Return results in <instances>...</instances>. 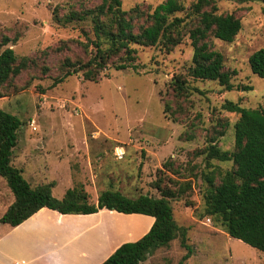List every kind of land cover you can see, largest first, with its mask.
Masks as SVG:
<instances>
[{
  "label": "rangeland",
  "instance_id": "obj_1",
  "mask_svg": "<svg viewBox=\"0 0 264 264\" xmlns=\"http://www.w3.org/2000/svg\"><path fill=\"white\" fill-rule=\"evenodd\" d=\"M99 1L0 0V51L10 47L19 59H28L0 95V109L22 122L12 164L32 184L54 182V197L74 189L88 204H95L107 189L130 198L159 197L170 190L173 218L186 229L191 254L182 258L186 249L178 232L141 264H264L263 251L230 236L219 221L205 214L202 197L207 176L218 184L222 173L233 168L230 160L206 156L210 144L234 150L233 125L240 112L226 110L223 104L230 100L246 108H264V78L248 65L249 55L264 46V0H215L216 13H233L241 22L230 42L212 33L204 39L221 53L224 68L236 71L230 90L189 74L193 53L189 31L199 19L193 8L196 0H177L182 9L174 15L183 17L182 33L170 49L133 44L136 69L108 67L96 80L72 74L52 86L65 56H88L79 47L72 53L53 51L61 40L86 42L77 23L54 21V7L66 12ZM163 1L121 0V7L153 9ZM5 37L8 42L2 44ZM177 75L188 85L184 95L171 87ZM5 185L1 197L8 204L13 196ZM113 224L121 231L139 225L136 219L121 216ZM143 229L138 227L134 235Z\"/></svg>",
  "mask_w": 264,
  "mask_h": 264
},
{
  "label": "trees",
  "instance_id": "obj_2",
  "mask_svg": "<svg viewBox=\"0 0 264 264\" xmlns=\"http://www.w3.org/2000/svg\"><path fill=\"white\" fill-rule=\"evenodd\" d=\"M59 8L57 5L53 9L54 21L61 25L77 23L86 42L61 40L53 51L72 53L79 47L88 56H65L60 63V74L52 79V86L72 74L96 80L108 67L136 69L135 49L131 45H162L170 49L180 41L182 33L183 17L174 15L182 9L177 0H164L153 9L134 5L124 10L121 0H100L92 6L80 4L66 12H60ZM193 8L199 19L198 25L189 31L193 46L189 74L194 78L217 81L224 89L230 90L236 71L225 69L221 53L204 39L212 33L221 41H232L241 28L240 19L233 13H216L215 0H196ZM7 39L3 38L2 44H6ZM27 60L25 57L19 59L10 47L0 51V95L5 83L26 67ZM248 65L252 73L264 78V46L249 55ZM170 84L178 95L189 91L181 75L173 76ZM243 89H250V86H243ZM223 107L240 112L233 125L234 150H221L210 144L205 148L206 156L219 161L230 160L233 168L222 173L218 184L207 176L208 187L202 196L204 212L219 221L230 236L264 252V108H246L230 100ZM21 124L18 116L0 109V176L13 196L0 216V223L16 226L42 207L60 213L85 214L106 208L146 214L154 218L148 231L136 240L121 243L99 264H139L154 249L169 244L178 232L180 244L186 249L182 258L189 257L192 249L186 243V229L178 226L173 218L168 200L173 195L170 190H163L159 197L140 194L130 198L107 189L98 195L95 204H88L79 199L74 189H67L61 198L54 197L51 191L53 182L31 185L22 169L12 164Z\"/></svg>",
  "mask_w": 264,
  "mask_h": 264
},
{
  "label": "crops",
  "instance_id": "obj_3",
  "mask_svg": "<svg viewBox=\"0 0 264 264\" xmlns=\"http://www.w3.org/2000/svg\"><path fill=\"white\" fill-rule=\"evenodd\" d=\"M4 181L0 176V216L7 206L1 197L2 191L7 189ZM45 183L49 181L39 184ZM118 216L136 219L139 225L136 229L121 231L113 224ZM153 220L150 215L106 208L84 214L60 213L42 207L16 226L0 223V264H99L121 243L136 240L146 233ZM138 227L144 229L135 236Z\"/></svg>",
  "mask_w": 264,
  "mask_h": 264
}]
</instances>
